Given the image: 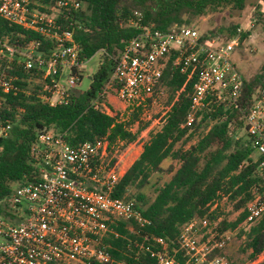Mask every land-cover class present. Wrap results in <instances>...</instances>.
Segmentation results:
<instances>
[{"label": "built area", "instance_id": "2783aa9c", "mask_svg": "<svg viewBox=\"0 0 264 264\" xmlns=\"http://www.w3.org/2000/svg\"><path fill=\"white\" fill-rule=\"evenodd\" d=\"M38 6V0H0L1 19L35 32L51 44L45 51L41 39L19 45L8 37L0 38V154L3 140L12 130V124L1 116L7 96L28 93L19 86L18 74L12 73L14 68L31 72L28 83L40 87L37 97L55 108L70 103L90 61L80 59L74 31L62 28L60 23L61 18L68 20L81 2L57 0L54 6L46 7L47 11H40ZM135 16L138 33L111 57L113 71L104 90L91 101L92 108L124 124L129 132L138 133L133 125L126 124L128 115L138 111L146 116L150 109L167 100L162 79L168 66L181 73L198 66L184 127L192 126L203 111L215 105L238 108L244 79L231 56L240 43V30L227 42L216 38L203 41L195 24L175 25L162 31L154 25H142L141 13L135 12ZM165 116L166 110L158 119L163 120L162 127ZM246 125L251 147L262 157L259 172L264 175V89L251 107ZM110 148L106 137L71 146L66 134L49 131L38 135L31 149L38 177L14 184L8 199L13 218L0 216V264L114 263L106 243L110 236L120 235L113 227L133 221L145 226L150 222L133 200L114 196L125 171L119 165L115 170L105 165ZM216 208L217 205L212 207L211 212ZM247 212L240 227L249 226L264 215V194L248 205ZM207 225L208 220L204 219L186 226L179 247L172 250L163 238H154L160 246L153 252L157 263L230 264L223 251L225 234L219 237L220 241L215 239L216 225L203 240L200 227ZM216 250L221 254H214ZM180 256L184 262L179 261ZM248 264H264V253Z\"/></svg>", "mask_w": 264, "mask_h": 264}, {"label": "trees", "instance_id": "16d2710c", "mask_svg": "<svg viewBox=\"0 0 264 264\" xmlns=\"http://www.w3.org/2000/svg\"><path fill=\"white\" fill-rule=\"evenodd\" d=\"M56 1L38 0V8L47 11L46 7L54 6ZM79 1L81 7L73 9L68 20L60 19L62 28L74 31L82 61H89L102 51L108 57L92 76L90 88L86 92H75L68 105L55 108L39 100V86L29 90L31 72L16 68L12 71L20 78L19 86L28 90V93L8 95L1 112L3 120L12 124L10 136L3 140L0 154V216L7 219L13 218V210L8 202L14 192L12 184H24L38 177L31 149L39 134L49 131L66 134L71 146L106 137L111 145L109 158L105 162L109 170L117 169L118 159L114 156L118 143L129 147L138 142L145 129L133 134L124 124L117 123L116 119L90 105L98 93L104 90L111 76V57L116 56L124 43L138 33L139 29L134 25L135 12L142 14V25H154L166 31L175 25H191L193 20L209 10L223 6L242 11L251 0ZM260 15L258 19L263 20ZM219 30L202 34V40H211L226 33L227 42L238 33L239 26L232 24L226 30ZM248 35L241 33L238 46ZM7 37L11 43L19 45L41 39L37 33L24 31L0 18V38ZM42 41L45 51L51 48L50 43ZM1 69L2 62L0 72ZM197 72L198 66L191 67L187 73H181L172 66L164 71L162 84L167 89L168 98L165 124L161 131L151 135L114 193L115 197L133 200L136 208L150 223L140 226L133 221L128 225L122 223L113 227L120 234L118 238L110 236L106 240L113 264H158L153 252L159 250L160 246L154 242V238H163L170 250L178 248L185 227L196 220H208L209 225L199 226L203 240L209 237L206 232L216 225L215 239L220 241L221 235L242 228L240 226L248 216V205L264 194V175L259 172L262 157L251 147L246 125L250 109L264 89V64L255 76L243 80L237 109L215 105L203 111L192 126L184 127L191 109ZM195 138L196 141L186 148ZM170 159L180 162L177 169L173 166L163 168V163ZM164 174L173 175L158 190L154 201L148 203L142 190L150 184L153 175L161 177ZM131 188L138 190L137 194L128 195ZM219 197H226L233 208L232 212L237 214L233 221L227 216L219 222L221 216L217 209L211 212ZM240 236L246 237L243 251L250 252L247 260L253 261L264 253V215L248 228L240 229ZM214 254L221 252L216 250ZM178 259L184 262L181 256Z\"/></svg>", "mask_w": 264, "mask_h": 264}, {"label": "rangeland", "instance_id": "374dc122", "mask_svg": "<svg viewBox=\"0 0 264 264\" xmlns=\"http://www.w3.org/2000/svg\"><path fill=\"white\" fill-rule=\"evenodd\" d=\"M259 6V11L258 7ZM261 12V13H260ZM258 14H261L262 19H258ZM191 24H195L202 34H207L210 31H220V28L228 29L232 24L238 25L241 33H249L248 38L243 41L235 50L231 56V60L237 68V71L241 74L243 79L249 80L255 76L262 65L264 64V1L263 0H251L248 2L247 7L240 11L232 8V6H223L217 10H209L205 15L193 20ZM219 34V33H218ZM220 41L227 40L226 33L224 36L216 37ZM106 53L100 52L94 56L87 64L85 70L82 72V81L78 83L76 93L86 92L91 85V78L97 72L99 67L103 64L106 58ZM80 77V78H81ZM37 84L30 85V91L36 87ZM168 100V98H167ZM167 100H164L159 107L149 110V114L143 116L138 111H133L128 115L126 124L134 126L135 131L144 130L138 142L126 147L124 143L116 145L118 152L115 154L118 159V167L127 172L132 164L139 158L143 151V146L149 141L151 135L160 131L162 127V121H158L161 114L165 112L167 107ZM118 107V106H117ZM116 107V108H117ZM136 115V117H135ZM135 122H133V119ZM53 132V131H52ZM193 142H190L186 147L188 148ZM180 162L167 160L163 163V168L168 169L170 166L179 167ZM173 174H164L161 177L159 175H153L150 178V184L145 187L142 192L147 197L148 203H151L156 198L157 192L162 188L172 177ZM15 189L16 185L12 184ZM138 190L131 188L128 195L137 194ZM217 205V212L220 219L230 217V220H234L237 214L232 212L233 208L229 204L226 197H219L214 203L213 207ZM232 213V214H231ZM248 228V226H242L240 229ZM240 229L227 232L225 234L226 246L224 254L228 258L230 264H248L247 260L250 252L245 253L243 251L246 237L240 236Z\"/></svg>", "mask_w": 264, "mask_h": 264}, {"label": "crops", "instance_id": "0c3cea01", "mask_svg": "<svg viewBox=\"0 0 264 264\" xmlns=\"http://www.w3.org/2000/svg\"><path fill=\"white\" fill-rule=\"evenodd\" d=\"M112 101H113V102H115V100H114V99H112Z\"/></svg>", "mask_w": 264, "mask_h": 264}]
</instances>
